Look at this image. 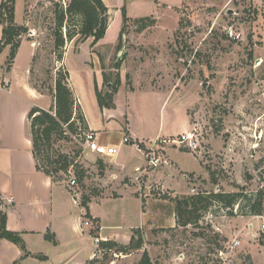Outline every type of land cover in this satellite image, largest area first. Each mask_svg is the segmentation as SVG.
<instances>
[{"label": "rangeland", "instance_id": "rangeland-1", "mask_svg": "<svg viewBox=\"0 0 264 264\" xmlns=\"http://www.w3.org/2000/svg\"><path fill=\"white\" fill-rule=\"evenodd\" d=\"M69 1L34 0L28 27L32 32L23 33L35 47L32 82L46 94L38 97V105L53 106V77L68 70L89 119L102 121L105 108L93 93L95 75L112 76L120 60V75L136 90L117 95L110 109L113 129L99 131L121 137L128 117L133 128L148 135V146L153 139H178L183 133H194L199 145L193 149L171 141L160 144L165 158L172 149L190 152L175 157L184 170L195 172L186 171V178L178 173L175 191L150 193L148 247L144 244L141 250L148 248L153 264H264V0H125L105 37L93 47L92 38L83 41L76 34L79 15H69L58 26L56 12ZM122 8L129 21L118 51ZM146 16L144 22L136 20ZM144 23L147 26L140 28ZM56 31H61L65 44L71 40L68 33L73 34L76 45L67 49V56L65 46L55 47ZM145 83L148 88L140 87ZM100 85L99 90L108 91L104 82ZM84 130L76 115L74 131L55 140L50 153L69 157L82 202L86 197L115 196V175L121 173L122 183L129 177L115 161L85 147ZM200 165L203 171L196 173ZM160 167L148 175L150 182H158ZM69 174L55 177L61 176L66 185ZM219 191L241 195L230 209L207 200ZM256 194L261 196L260 214L252 211L248 200ZM194 195L206 200L195 209L186 203ZM124 198L115 202V209L133 214L138 198L128 203L129 197ZM236 238L239 246L228 250ZM222 249L225 255L220 256Z\"/></svg>", "mask_w": 264, "mask_h": 264}, {"label": "crops", "instance_id": "crops-1", "mask_svg": "<svg viewBox=\"0 0 264 264\" xmlns=\"http://www.w3.org/2000/svg\"><path fill=\"white\" fill-rule=\"evenodd\" d=\"M2 1L0 0V4ZM103 1L108 7V31L113 15L119 13L125 0ZM33 5L34 0H16L15 23L26 27L29 33L32 32L28 27L32 23ZM3 28L4 26L0 24V42L3 38ZM23 35L19 37L21 40L20 46L10 70H7L6 67L11 46H6L0 53V79L10 82L8 88L0 87L1 208L7 217V228L22 235L30 252L44 254L48 259L40 260L32 256L21 259L23 252L20 247L13 241L0 236V264H15L17 261H19V264H67L72 261L86 264L89 260L102 259L107 250L100 247V242L95 243L91 236L90 227L84 224L87 217L99 223L98 236L101 238L100 241L110 240L128 244L134 232L139 230L144 236V244L148 247V221L152 216L148 204L151 203L150 199L152 198H150V195L142 198L138 193V185L132 178L135 168L145 165L146 157L142 151L132 144L122 142L123 137L129 135L133 141L143 142L147 148L148 135L140 134L133 128L128 117L124 121V131V127H120V131H123L121 137L102 134L99 131L100 128L113 129L111 128V120L114 113L105 108L101 112L103 120L97 119V121L92 122L83 107V98L79 96L76 88L71 83L70 75V84L76 93L89 128L98 133L102 143L116 146L118 152L113 161L121 168L122 172H125L123 175L129 177L128 182L122 183L121 173H117L115 175V188L118 193L115 196L105 194L101 197L92 198L88 202L91 216H87V208L83 205L81 199L78 198L75 201L72 190L60 181H53L49 175L36 167L31 123L28 115L33 106L48 110L52 104L48 106L38 105V97L46 94H42L32 82L31 69L35 47L34 43L24 38ZM100 42L101 40L97 44ZM75 45L76 41H73V38L66 40L64 55L67 56V49H71ZM121 76V85L114 97L116 104L117 95L124 89L126 95L134 93L136 90L134 84L131 89L128 88L124 76ZM95 79L99 88L100 84L104 82L103 75H95ZM93 86V93H96L95 85ZM140 87L148 88V84H140ZM126 106H129V102ZM185 131L187 132V129L183 130V132ZM175 153L186 154L190 152H181L177 149L174 151L173 149L169 150V157H163L166 162L161 165V169L156 173V178L163 188L172 191L176 190L178 173H183L182 176L186 178L185 172L189 171L180 166ZM135 159H140V161H135ZM200 166L199 172L196 173L203 171L202 165ZM154 171L149 172V174L152 175L151 173ZM149 174L147 173L142 179L144 186L150 182L148 180ZM132 194L136 196L133 197ZM125 196L129 197L126 203L138 198L137 202L139 204L137 203V208L133 214L125 209L121 211L115 209V202L125 199ZM9 197L13 198V202H8ZM48 231L55 235L56 244L46 239ZM144 250L137 249L126 254L113 251V255L116 257L109 264H138ZM146 250L148 251V248Z\"/></svg>", "mask_w": 264, "mask_h": 264}, {"label": "trees", "instance_id": "trees-1", "mask_svg": "<svg viewBox=\"0 0 264 264\" xmlns=\"http://www.w3.org/2000/svg\"><path fill=\"white\" fill-rule=\"evenodd\" d=\"M15 7L16 0H3L0 4V24L3 28V38L0 42V53L3 49L10 45V53L7 59V70H10L14 59L16 57L17 50L20 46V36L27 31V28L15 23ZM122 27L119 34V41L116 45L118 51L121 50V36L126 23L129 21L126 10L122 8ZM77 14L80 16V28L76 34H80L79 40H88L92 38L90 46L96 45L100 40L104 38L107 32L109 23L108 7L103 0H70L65 9L57 10L56 19L58 26L61 27L67 21L69 15ZM148 17H142L138 20L144 22ZM147 24H142L140 28L146 27ZM72 32L68 33L70 39L73 38ZM65 46V37L61 31L55 33V47L59 49ZM59 56V55H58ZM61 56V54H60ZM100 57V56H99ZM113 68L115 73L112 76H108L103 73L104 83L108 87V91L102 92L99 90L97 83L95 82V91L97 101L101 109L103 108H115L114 95L117 93L121 85V75L119 70L121 68V61L114 63ZM53 86L50 87L51 94L53 95L54 104L50 109H43L38 106H33L29 112V119L31 123V136L33 142V154L36 160V167L38 170L43 171L49 175L53 181H60V177H55V174L59 172L67 173L71 161L67 155L61 154L58 156L52 155L51 149L55 140L66 139L69 132L74 131L75 118L78 115V119L81 121L85 130L89 129L85 115L79 105L78 98L75 91L70 84V73L68 70H59L57 75L53 77ZM143 146V145H142ZM80 177L83 175L78 173ZM214 176V173H212ZM214 182L217 184L216 179ZM241 193L227 194L223 191L210 193V196L206 197L209 202L216 201L223 204L226 208H232L240 197ZM251 204L252 211L255 214L262 212L261 196L256 194L254 197L248 198ZM90 200L86 197L83 201V205L87 208V216H91L88 209V202ZM205 197L192 196L188 197L186 203L187 206H193L194 209L198 204L203 203ZM193 209V210H194ZM192 212V211H191ZM7 217L1 208V196H0V236L7 238L16 243L23 252L21 257L28 256L35 257L40 260H47L48 257L41 253H32L27 249L26 243L22 238V235L18 232L11 231L6 225ZM46 239L56 244V237L53 233L48 231L46 233ZM144 244V236L138 230L134 232L130 242L128 244L118 243L116 241H100L99 245L102 249L107 250L100 260H89L86 264H109L114 260L113 251L130 253L133 250L141 249ZM15 264H19L17 261ZM138 264H153L148 251L145 249L141 260Z\"/></svg>", "mask_w": 264, "mask_h": 264}, {"label": "built area", "instance_id": "built-area-1", "mask_svg": "<svg viewBox=\"0 0 264 264\" xmlns=\"http://www.w3.org/2000/svg\"><path fill=\"white\" fill-rule=\"evenodd\" d=\"M9 85L10 82L8 80L0 79L1 88H8ZM194 135H195L194 133H183L179 136L178 139H172V140L156 138L151 141V145H149L147 148L143 142L133 141L129 135H125L123 137V141H122L123 143L132 144L138 150L142 151L144 156L146 157L145 165L136 167L134 170V175L132 176L134 182L138 185V193L142 198L150 195V193H153V191L159 193V195L165 193V189L163 188L160 182H155V183L149 182V184L146 186H144L142 183V179L145 177L147 173L149 174V172L156 170L158 167H160L163 163L166 162V160L159 153V150L161 149L160 144L171 141L175 144H185V146H188L189 148L197 149L199 145H197V142L194 139ZM83 141L85 143V147L89 151H91L92 153L103 159H109L110 161H113V159L117 155L118 151L116 146L102 143L99 139L98 133L90 128L84 130ZM68 172L70 174L68 175L69 178L66 182V187L73 191L74 199L75 201H77L78 198L80 199V193L79 191L76 190L78 180L76 175L72 172L71 167L68 170ZM146 189L147 191H145ZM7 200L8 202H13L12 197H9ZM84 224L90 227V230L92 231L91 236L93 237L95 243L98 244L101 240V238L98 236V232L100 230L99 223L87 217L84 220ZM262 230H264V224L262 226ZM239 244H240V240L236 238L227 246V249L230 251L234 250L237 246H239ZM219 255L220 256L225 255V251L223 249L220 250Z\"/></svg>", "mask_w": 264, "mask_h": 264}, {"label": "water", "instance_id": "water-1", "mask_svg": "<svg viewBox=\"0 0 264 264\" xmlns=\"http://www.w3.org/2000/svg\"><path fill=\"white\" fill-rule=\"evenodd\" d=\"M67 264H80L79 262H76V261H72V262H69Z\"/></svg>", "mask_w": 264, "mask_h": 264}]
</instances>
